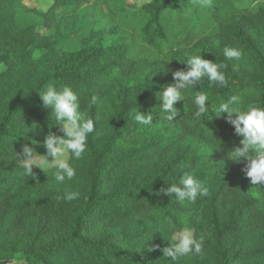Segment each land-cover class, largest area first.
Masks as SVG:
<instances>
[{
	"label": "trees",
	"instance_id": "1",
	"mask_svg": "<svg viewBox=\"0 0 264 264\" xmlns=\"http://www.w3.org/2000/svg\"><path fill=\"white\" fill-rule=\"evenodd\" d=\"M84 1L53 0L42 12L25 0H0V260L264 264V185L250 182L244 162L227 158L242 137L226 113L216 112L232 95L264 106V0H148L141 8L106 0L78 49H61L57 11ZM39 28L58 33L45 36ZM226 46L244 56L226 59ZM195 54L224 64L227 85L202 78L177 103L180 114L168 120L159 93ZM50 85L71 86L94 120L85 153L70 160L77 175L63 183L54 180L55 169L26 175L16 155L25 144L43 143L50 131L64 135L40 97ZM195 91L208 96V110L199 118ZM136 109L152 112L151 126L134 120ZM185 172L208 189L195 203L162 191ZM67 192L78 198L57 202ZM33 215L44 217L37 230L30 238L18 235L16 223ZM166 219L203 235V253L176 262L164 257L172 238ZM52 220L61 223L53 228ZM90 220L119 231L101 227L90 236Z\"/></svg>",
	"mask_w": 264,
	"mask_h": 264
},
{
	"label": "clouds",
	"instance_id": "2",
	"mask_svg": "<svg viewBox=\"0 0 264 264\" xmlns=\"http://www.w3.org/2000/svg\"><path fill=\"white\" fill-rule=\"evenodd\" d=\"M223 55L228 60H240L244 56L242 49L228 47L223 49ZM185 69L175 70L172 75L175 83L163 87L159 93V107L166 119L173 120L181 109L177 103L185 100L189 90L197 89L202 78L207 77L210 83L220 86L227 85V79L222 69L224 64L206 59L202 54L191 56L185 63ZM43 106L51 109V116L55 125L60 126L63 136L51 131L45 136L43 146L46 154L41 155L34 148L25 144L21 153H16L25 170V174L32 175L33 166L42 170L54 168V180L63 183L66 179L72 180L77 175L76 168L70 160H80L86 151L89 134L94 132V120L87 112L81 110L77 93L71 86L59 87L50 85L40 93ZM208 96L202 91H195L192 103L195 106V117L203 116L208 110ZM217 117L227 114L225 119L234 128V133L241 136V146L227 152V158L233 162H244L243 171L254 185H264V106L256 107L244 104L241 96L232 95L216 108ZM134 120L142 125L151 126L153 114L135 110ZM51 157V160H49ZM162 191L169 197H175L178 202L188 201L195 203L199 196H207L208 189L191 174L185 172L178 183L167 184ZM78 198L77 192H67L57 196V202L62 200L73 201ZM165 229L172 234L170 246L163 249L164 257L176 262L180 257L200 255L204 251L205 238L197 236L190 227L178 229L170 220L164 221ZM151 251L152 248L150 247Z\"/></svg>",
	"mask_w": 264,
	"mask_h": 264
},
{
	"label": "rangeland",
	"instance_id": "3",
	"mask_svg": "<svg viewBox=\"0 0 264 264\" xmlns=\"http://www.w3.org/2000/svg\"><path fill=\"white\" fill-rule=\"evenodd\" d=\"M105 1L106 0H85L78 7L65 5L59 8L57 11V15L59 18H61L62 21L58 32L64 34V38L60 42H58V47L68 51H74L78 49L81 43V39L89 36L94 26V11L104 8ZM147 2L148 0H126V5L129 8H141ZM25 4L31 8H35L39 11L44 12L53 5V0H25ZM192 10L193 9L191 8L189 12L191 13ZM38 30L45 36H52L58 33L55 29L39 28ZM32 148H34L35 151L41 155L46 154V148L43 146V143H35ZM49 160H51V157H49ZM18 162L21 165L20 161ZM33 169L41 170L44 172L52 170L54 168H47L42 170L38 167L33 166ZM1 177L2 176L0 175V178ZM43 218L44 217L40 215L38 217L33 215L30 217H26L23 221H19L18 223H16L19 227L17 230V233H19L18 235L27 234V238H30L32 236L31 233L37 230L36 226L37 224L39 226V223L43 221ZM50 222L52 224H55L53 228H57V226L61 223L60 220H52ZM101 227H103L102 230H107V228H109V230L113 233L115 231H119L118 227H104L101 226L100 223H93L92 220L87 223L86 229L91 231V236L94 233L96 234ZM20 256L21 253L16 254L15 258L18 259Z\"/></svg>",
	"mask_w": 264,
	"mask_h": 264
},
{
	"label": "water",
	"instance_id": "4",
	"mask_svg": "<svg viewBox=\"0 0 264 264\" xmlns=\"http://www.w3.org/2000/svg\"><path fill=\"white\" fill-rule=\"evenodd\" d=\"M0 264H17L15 260H0Z\"/></svg>",
	"mask_w": 264,
	"mask_h": 264
}]
</instances>
